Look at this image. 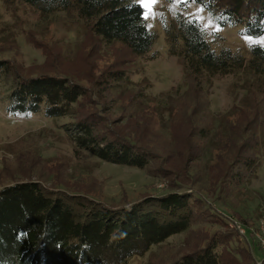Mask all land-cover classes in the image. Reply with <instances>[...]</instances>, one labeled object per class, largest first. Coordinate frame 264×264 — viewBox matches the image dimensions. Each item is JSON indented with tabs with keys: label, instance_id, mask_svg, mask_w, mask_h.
Here are the masks:
<instances>
[{
	"label": "rangeland",
	"instance_id": "1",
	"mask_svg": "<svg viewBox=\"0 0 264 264\" xmlns=\"http://www.w3.org/2000/svg\"><path fill=\"white\" fill-rule=\"evenodd\" d=\"M173 7L191 17L202 7V24L211 16L198 3L185 8L173 0H156L147 21L157 39L146 56L137 57L122 44H107L94 35L75 8L44 15L19 0H0V60L11 66L10 76L0 81V186L37 181L54 193L118 207L164 192L189 193L188 230L143 256L131 257L128 264H171L212 240H221L226 264H262L264 137L255 175L240 183L225 175L233 162L232 151L226 149L243 143L263 83L249 70L187 76L182 58L169 54L161 21L162 16L174 19ZM217 25L219 31H213ZM240 30L214 21L207 31L214 49H239L248 59L246 37L255 44L264 41V35L248 36ZM115 70H126L127 77L104 83L103 73ZM38 75L65 76L85 88L74 117L8 112L12 79ZM89 115L97 120L98 133L127 137L155 152V160L139 169L104 162L78 149L66 129L74 128L72 120ZM201 128L207 133H200ZM234 241L250 249L247 263L245 249Z\"/></svg>",
	"mask_w": 264,
	"mask_h": 264
},
{
	"label": "trees",
	"instance_id": "2",
	"mask_svg": "<svg viewBox=\"0 0 264 264\" xmlns=\"http://www.w3.org/2000/svg\"><path fill=\"white\" fill-rule=\"evenodd\" d=\"M19 1L44 15L75 8L94 35L107 44H122L137 57L146 56L157 39L156 32L147 27V19H142L143 6L137 0ZM197 3L222 26H241V33L248 36L264 35L261 23L264 22V0H198ZM192 18L179 11L172 21L161 17L169 54L182 58L187 76L211 77L249 70L260 77L264 86L261 43L248 46V59L243 51L228 46L217 51L208 38V31L201 33L195 24L186 22ZM10 70L8 61L0 60V81L10 76ZM104 74L107 84L127 77L126 70ZM262 92L254 116L247 121L252 130L248 126L243 143L226 149L232 151L233 162L225 176L230 179L233 176L238 183L255 175L262 159L264 133H259L264 129V108H260L264 106ZM86 94L82 85L61 75L13 78L7 88V110L16 116L42 112L51 118L74 117ZM71 124L74 128L66 130L77 148L101 161L146 169L156 158L155 152L139 147L127 137L98 133V123L92 115L72 120ZM200 133L207 132L201 128ZM190 199L189 193L164 192L118 207L93 198L54 193L37 181L2 185L0 264H128L131 257L143 256L172 235L188 230ZM235 244L245 249L247 263L250 249L245 244ZM221 246V240H212L203 249L186 253L171 264H226ZM261 260L264 264V257Z\"/></svg>",
	"mask_w": 264,
	"mask_h": 264
},
{
	"label": "snow or ice",
	"instance_id": "3",
	"mask_svg": "<svg viewBox=\"0 0 264 264\" xmlns=\"http://www.w3.org/2000/svg\"><path fill=\"white\" fill-rule=\"evenodd\" d=\"M141 4H143L142 10H141V15L142 19H147L149 15H153L151 12V5L156 2V0H140ZM198 0H173V4H180L183 7L187 8L190 4H195L197 3ZM144 8H147L148 11H144ZM170 10H172L175 14L176 8L173 7ZM203 8H198L195 13H192V19L191 20H186L187 23L189 24H195L198 29L200 30L201 33H205L210 27L213 26L214 21L216 18L209 16L207 19L206 23L201 24L200 21L204 20L205 18L200 15L201 12H203ZM264 24V22H261ZM147 27H151V25H147ZM213 31H219V26L217 25L216 27L213 28ZM246 41L248 42L249 46L251 47L254 41L250 37H246ZM262 46H264V41H261Z\"/></svg>",
	"mask_w": 264,
	"mask_h": 264
}]
</instances>
